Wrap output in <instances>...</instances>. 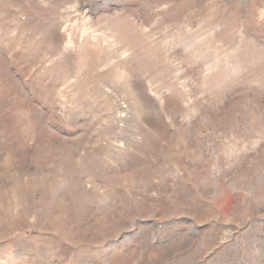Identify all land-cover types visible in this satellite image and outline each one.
Listing matches in <instances>:
<instances>
[{"label":"rangeland","instance_id":"obj_1","mask_svg":"<svg viewBox=\"0 0 264 264\" xmlns=\"http://www.w3.org/2000/svg\"><path fill=\"white\" fill-rule=\"evenodd\" d=\"M0 264H264V0H0Z\"/></svg>","mask_w":264,"mask_h":264}]
</instances>
